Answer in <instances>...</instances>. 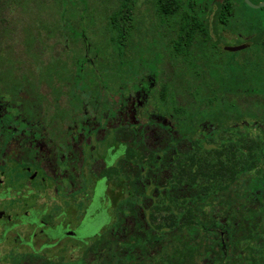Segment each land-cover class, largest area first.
Masks as SVG:
<instances>
[{"label": "trees", "instance_id": "16d2710c", "mask_svg": "<svg viewBox=\"0 0 264 264\" xmlns=\"http://www.w3.org/2000/svg\"><path fill=\"white\" fill-rule=\"evenodd\" d=\"M42 1L53 4L56 13L29 19ZM66 1L0 0L1 83L13 82L18 88L25 84L23 52L36 36L69 41V55L80 41L84 53L81 31L92 29L100 18L107 24L100 32L105 52L113 50L110 57L122 53L139 0H114L117 6L109 13L98 2L99 7L90 0ZM237 1L252 9L243 0L215 1V40L209 6L146 0L158 20L160 40L155 88L142 120L150 126L144 128L146 134L161 127L160 138L146 135L142 141L129 124L116 129L115 137L109 131L102 143L123 147L135 172L131 176L119 163L105 176L120 211L121 183L126 172L129 175L128 210L135 215L142 200L144 219L138 227L149 228L144 231L147 238L137 242L159 244L157 255L145 254L151 264H264V25L243 20ZM225 33L251 44L242 58L220 48ZM75 60L72 66L81 73L87 62ZM70 66L65 64L66 74ZM14 68L21 78L11 79ZM99 106L95 123L102 122L108 105ZM86 118L91 116L81 112L74 119L77 131ZM137 150L145 152L143 158ZM154 234L159 235L157 242ZM143 250L146 253L147 247Z\"/></svg>", "mask_w": 264, "mask_h": 264}, {"label": "flooded vegetation", "instance_id": "af4514ba", "mask_svg": "<svg viewBox=\"0 0 264 264\" xmlns=\"http://www.w3.org/2000/svg\"><path fill=\"white\" fill-rule=\"evenodd\" d=\"M139 1L148 5L152 18L139 15ZM139 1L127 39L148 23L155 27L148 37L155 39L156 48L158 20L153 7L146 0ZM127 45L126 41L122 53L114 52L115 56L123 55ZM69 46L59 36H36L29 51L23 52L25 84L18 88L13 82L0 81V264H151L145 254L157 255L159 244L137 242L147 238L144 231L149 228L138 227L144 219L142 200L135 215L128 210L129 175L125 171L121 183L120 211L105 176L119 163L131 176L135 172L125 160L123 147L111 143L104 147L109 143L102 141L109 131L115 137L116 129L129 124L142 141L146 135L160 138L161 127L154 126L146 134L144 128L150 126L142 120L155 88L154 73L138 77L112 103L84 100L82 92L94 90L79 82L80 72L72 66L81 55L80 41L72 45L70 55L66 53ZM16 54L13 50L12 56ZM73 54L70 62L65 60ZM65 64L71 65L69 74ZM16 77L22 76L14 68L11 79ZM101 102L109 107L101 115L102 122L95 123ZM81 112L91 118L77 131L74 119ZM137 151L143 158L145 152ZM158 239L156 234V242ZM143 247H147L146 253Z\"/></svg>", "mask_w": 264, "mask_h": 264}, {"label": "rangeland", "instance_id": "374dc122", "mask_svg": "<svg viewBox=\"0 0 264 264\" xmlns=\"http://www.w3.org/2000/svg\"><path fill=\"white\" fill-rule=\"evenodd\" d=\"M180 1L182 3H186L188 1L192 3H197L198 9H205L206 6H209L208 24L211 34H213L214 39L217 40L215 36L216 31L214 27L217 4H215V2H212L214 0ZM251 1L256 5L264 2V0ZM90 2L91 4L97 7H99L100 5L102 10H107V13L114 10L117 6L114 0H90ZM96 2L100 4L98 5ZM210 2L212 3L209 5ZM65 3H69V0ZM237 4L239 6L238 10L242 14L243 20L250 21L254 25H258L260 24V22L264 25V12L261 9H249L244 6L240 1H237ZM52 5L53 4L42 1L36 9L37 12L34 14L31 13L29 19L34 18L36 15H41L45 18L50 13H56L55 6ZM137 11L139 12V15L144 16L145 19L152 18V12L150 8H148V5L144 4V1H139ZM89 16L90 15H88V18ZM98 21H100L99 27H97L96 25L92 29L84 28L81 31L87 48L84 53L81 52V55L77 57V59H80L81 64H84V61H86L87 63L79 74V82H81L82 84L89 85L90 88H93L94 90L91 94L89 92H82V98H84V100H87V98L89 100L94 98L96 101L112 103L117 99V97L121 96L124 93H127L128 89L135 81L136 76L141 77L143 75H147L146 73L149 71L156 73L158 72V66L155 59L157 58L156 56L159 50V42L156 41V50L153 51V40L155 39L148 37V32L150 30L151 33H153V28H151L150 24L143 23L139 26V29L137 30L135 35L130 36V39H127L128 45L124 50L123 55L121 56L123 60H119L118 57H110L111 51L108 53L105 52V49L103 48L104 41L103 39H101L100 35L101 29L105 26V23L102 24L103 21L101 20V18L98 19ZM160 30L163 29L160 28ZM224 35L225 38L222 40L220 48L221 46L236 47L243 45L244 43L243 39L240 38L238 34L230 35L225 33ZM249 51L252 50H248L246 51V53H248ZM236 55L238 58H242L244 53H242L241 51L237 52ZM74 56L75 54L71 55L70 57L66 56L65 60L70 62V60H72ZM215 57H218V55H215ZM82 89L86 88L82 87Z\"/></svg>", "mask_w": 264, "mask_h": 264}, {"label": "water", "instance_id": "95a60500", "mask_svg": "<svg viewBox=\"0 0 264 264\" xmlns=\"http://www.w3.org/2000/svg\"><path fill=\"white\" fill-rule=\"evenodd\" d=\"M250 8L255 9V10H259L264 8V2L261 4H254L251 0H243ZM249 47H251L250 43L247 44H243L240 46H236V47H225V46H221L222 50L224 51H228V52H239V51H243L248 49Z\"/></svg>", "mask_w": 264, "mask_h": 264}]
</instances>
